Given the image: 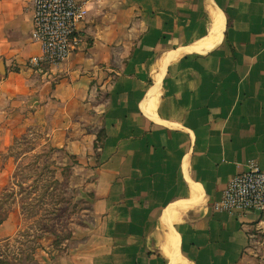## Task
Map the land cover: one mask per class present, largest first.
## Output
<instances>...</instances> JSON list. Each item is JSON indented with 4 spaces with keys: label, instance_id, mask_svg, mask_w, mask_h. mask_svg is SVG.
<instances>
[{
    "label": "crops",
    "instance_id": "1",
    "mask_svg": "<svg viewBox=\"0 0 264 264\" xmlns=\"http://www.w3.org/2000/svg\"><path fill=\"white\" fill-rule=\"evenodd\" d=\"M78 1L82 43L35 72L33 0H0V101H43L61 145L98 161L99 225L38 264H264V215L214 211L249 161L264 170V0ZM10 141L0 133V157ZM15 231L6 218L0 243Z\"/></svg>",
    "mask_w": 264,
    "mask_h": 264
},
{
    "label": "rangeland",
    "instance_id": "2",
    "mask_svg": "<svg viewBox=\"0 0 264 264\" xmlns=\"http://www.w3.org/2000/svg\"><path fill=\"white\" fill-rule=\"evenodd\" d=\"M26 98L25 95L6 94L0 101V133L9 135L11 139L7 151L0 157V166L5 162L10 163L6 169L8 173L4 177V187L14 185L16 193L10 198L7 192L1 190L0 219L9 217L14 220L16 234L19 229L34 233L38 230L36 223L43 217L40 214L34 218L27 217L28 214L21 209L24 201L32 204L42 201V209H49L53 203L65 209L63 218L55 226L57 248L52 246L55 238L45 236L38 240L41 248L36 250L33 260L27 262L23 259L19 263L38 264L46 256L58 257L64 254L62 252L75 250L99 225V218L91 212L92 169L98 161L93 162V166L79 163L75 155L61 145L67 141L68 136H64L57 127L60 124V113L45 111L44 102L38 100L34 108L28 109ZM71 123L69 132L74 133L75 120H71ZM85 130L90 132V128ZM102 136L103 131L99 130V142ZM44 192L46 197L40 200L37 196ZM109 257L112 264L122 263L119 254Z\"/></svg>",
    "mask_w": 264,
    "mask_h": 264
},
{
    "label": "built area",
    "instance_id": "3",
    "mask_svg": "<svg viewBox=\"0 0 264 264\" xmlns=\"http://www.w3.org/2000/svg\"><path fill=\"white\" fill-rule=\"evenodd\" d=\"M87 14L86 2L33 0L31 39L39 52L29 58V68L41 72L46 66L66 61L82 43L77 26L84 22ZM214 211L230 215L247 212L264 215V170L249 161L245 170L228 182Z\"/></svg>",
    "mask_w": 264,
    "mask_h": 264
},
{
    "label": "trees",
    "instance_id": "4",
    "mask_svg": "<svg viewBox=\"0 0 264 264\" xmlns=\"http://www.w3.org/2000/svg\"><path fill=\"white\" fill-rule=\"evenodd\" d=\"M3 193L7 192V197L13 198L16 193L13 186L4 187ZM20 191V190H19ZM21 192V191H20ZM36 190L33 191L35 193ZM2 193V194H3ZM40 200H44L46 197V193L37 196ZM39 204L26 203L25 201L21 204L22 211L28 214L27 217H43L39 222H37V229L34 233H30L28 230L22 231L19 229L17 234L0 243V264H19L21 260H25L27 262H31L33 260V256L37 249L41 248L38 240L45 236H53L55 241L52 242L53 248H57V235H55V226L56 222H60L65 214V209L61 208L60 204L53 203L49 209H42V205L40 203L42 201H38ZM67 203V202H66ZM42 204V203H41ZM58 206V208H56ZM6 218L3 217L0 219V224ZM36 232V233H35ZM67 240V239H66ZM13 242V244H11ZM66 253V252H62ZM13 261V262H11Z\"/></svg>",
    "mask_w": 264,
    "mask_h": 264
}]
</instances>
